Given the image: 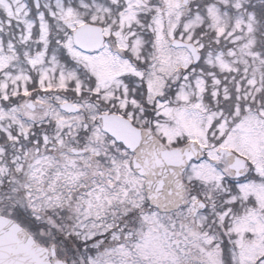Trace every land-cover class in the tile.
<instances>
[{
	"label": "snow or ice",
	"instance_id": "6c2138e0",
	"mask_svg": "<svg viewBox=\"0 0 264 264\" xmlns=\"http://www.w3.org/2000/svg\"><path fill=\"white\" fill-rule=\"evenodd\" d=\"M0 264H264V0H0Z\"/></svg>",
	"mask_w": 264,
	"mask_h": 264
}]
</instances>
